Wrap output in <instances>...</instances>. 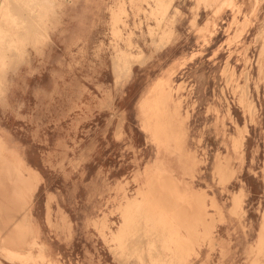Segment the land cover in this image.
<instances>
[{
    "label": "rangeland",
    "instance_id": "1",
    "mask_svg": "<svg viewBox=\"0 0 264 264\" xmlns=\"http://www.w3.org/2000/svg\"><path fill=\"white\" fill-rule=\"evenodd\" d=\"M0 166V264H264V0H0Z\"/></svg>",
    "mask_w": 264,
    "mask_h": 264
},
{
    "label": "bare ground",
    "instance_id": "2",
    "mask_svg": "<svg viewBox=\"0 0 264 264\" xmlns=\"http://www.w3.org/2000/svg\"><path fill=\"white\" fill-rule=\"evenodd\" d=\"M144 122H145V120H144ZM144 127V126H143ZM150 131V130H149ZM2 158V157H1ZM0 170L2 171V172H4L5 173V171H3V167L2 166H0ZM1 171H0V176H2L3 175V173H1ZM11 172V171H10ZM7 173V172H6ZM9 174V173H8ZM8 175L6 174V176L5 177H7ZM4 177V178H5ZM2 179H3V177H2ZM8 179V178H7ZM12 181V180H11ZM7 182L9 183V180H7ZM5 182H3V181H0V187H2V184L3 185H5L4 184ZM11 185V184H10ZM8 187V186H7ZM5 188V187H4ZM10 193V192H9ZM3 194H6V193H3ZM11 195H12V193H11ZM16 195V194H15ZM3 196V195H2ZM10 196V194L8 195V197ZM17 196V195H16ZM7 197V195H4V198L6 199V198H8ZM18 197V196H17ZM9 198H11V197H9ZM7 240V239H6ZM8 241H10V240H8ZM15 241V240H14ZM3 242H5V241H3ZM9 243V242H8ZM17 243V242H16ZM24 243V242H23ZM6 245H7V243H5ZM11 244H15V243H12V241H11ZM18 245H20V244H18ZM17 245V247H19ZM14 246V245H13ZM14 248V247H13ZM48 248V247H47ZM59 258V257H58ZM10 259V258H9ZM32 259H34L35 260V257H32ZM11 260V259H10ZM61 261V260H60ZM40 263L41 264H58V261L56 260V259H53L52 257H49V255L47 256V257H44V258H42L41 260H40ZM62 263V262H61Z\"/></svg>",
    "mask_w": 264,
    "mask_h": 264
},
{
    "label": "crops",
    "instance_id": "3",
    "mask_svg": "<svg viewBox=\"0 0 264 264\" xmlns=\"http://www.w3.org/2000/svg\"><path fill=\"white\" fill-rule=\"evenodd\" d=\"M3 171H4V167H3Z\"/></svg>",
    "mask_w": 264,
    "mask_h": 264
}]
</instances>
